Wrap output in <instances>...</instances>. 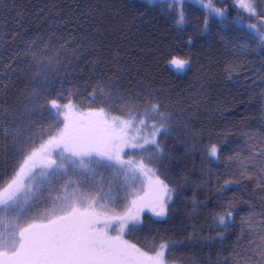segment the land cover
Here are the masks:
<instances>
[{
  "label": "trees",
  "instance_id": "1",
  "mask_svg": "<svg viewBox=\"0 0 264 264\" xmlns=\"http://www.w3.org/2000/svg\"><path fill=\"white\" fill-rule=\"evenodd\" d=\"M198 2L0 0V190L62 127L52 101L122 118L156 105L169 133L153 164L174 197L125 237L176 264H264V46L236 23L264 30V0L255 16L211 0L224 18Z\"/></svg>",
  "mask_w": 264,
  "mask_h": 264
},
{
  "label": "snow or ice",
  "instance_id": "2",
  "mask_svg": "<svg viewBox=\"0 0 264 264\" xmlns=\"http://www.w3.org/2000/svg\"><path fill=\"white\" fill-rule=\"evenodd\" d=\"M200 3L208 9L210 16L224 18L223 10L213 7L211 0L208 4H204L203 0ZM238 5L250 16L257 15V6L252 0H238ZM183 19L181 10L177 23L183 22ZM236 23L243 30L250 31L264 46V30L255 24ZM170 64L183 71L188 61L173 58ZM108 98L111 99L110 96ZM51 106L58 107L55 101L51 102ZM64 107L70 109L71 106ZM156 109L157 106L153 105V110ZM157 114L160 125H152L153 139H145L143 144L129 142L126 131L130 127L129 122L113 120L109 125L111 133L102 138L90 133L77 134L70 130V123H65L63 130L49 137L39 148L31 150L6 187L0 190V249H4L0 251V264H163V252L149 256L135 245L119 237H109L106 231L95 226L103 223L104 229H108L111 222L116 221L120 232L135 228L143 207H151L157 216L165 215V200L171 199L167 185L157 181L160 188L155 204L136 207V201H133L135 211L129 209L118 216L104 211L107 203L112 201L111 190L105 192L100 188L92 195L81 188L80 180L71 179L72 176H79L85 184L91 185L97 175L95 168L99 166L111 169L115 174H123L126 179H135L138 172L150 171L143 160H125L121 154L126 148L159 154L160 145L155 137L169 133V117ZM96 115L100 116L102 112ZM68 119L66 113L65 120ZM207 152L210 158H215L216 146H211ZM53 154L59 157V162L52 158ZM61 181H65L63 195L57 196L42 211H34L37 203L45 198V192L50 195L53 185ZM98 201L104 203L97 207ZM36 215H40L43 222L38 223L33 218L29 223V217ZM226 216L219 218V223L225 227Z\"/></svg>",
  "mask_w": 264,
  "mask_h": 264
},
{
  "label": "rangeland",
  "instance_id": "3",
  "mask_svg": "<svg viewBox=\"0 0 264 264\" xmlns=\"http://www.w3.org/2000/svg\"><path fill=\"white\" fill-rule=\"evenodd\" d=\"M150 1V0H148ZM159 1V0H155ZM183 0H176L173 3V0H167L168 3L175 6L180 4ZM191 1V0H189ZM200 3V2H198ZM201 4V3H200ZM56 112L59 114L60 117L63 119L62 127L56 132V134L64 129L65 123H70V130L77 133H90L98 138L105 137L111 133V129L109 125L113 123V120L119 121H127L130 124V127L126 130L127 137L130 143H139L143 144L145 139H153L152 132L154 131L152 125H156L157 127L160 125L159 115L157 113L158 110H153V107L145 112H142L141 115L132 116L129 118H122L118 116H114L104 110L99 109H76L70 107L67 109L65 107H57L55 108ZM102 115L97 116V113H101ZM67 113L69 119L65 120V114ZM143 121V124L141 123ZM55 134V135H56ZM135 137V139H133ZM160 134H157L155 139L159 142L160 149L159 153L161 152V144L159 140ZM40 147V146H39ZM38 147V148H39ZM125 160H132V161H140L143 160L146 166V169L150 171L146 172H138L135 179H126L125 175L123 174H115L113 170L107 169L103 166H99L95 168L97 175L93 178L92 184H85L83 182V178L79 176H72L71 179L76 181H81V188L89 191L92 195H95L100 188H103L105 192H109L111 190L112 201L107 203L106 208L104 211L108 212L109 215H118L122 216L132 209L135 211L133 206V201H136V207H140L144 204H155V198L160 188V185L157 181H161L164 185H167L169 189L168 195L171 196L170 200H165V215L161 217H165L171 204L173 197H174V190L173 188L167 184L157 172L154 164L153 159L158 156L154 152H140L139 150H134L130 148H126L124 153L121 154ZM151 157V159H149ZM53 159H57L59 162V157L53 154ZM87 163V161H86ZM63 183L60 182L58 186H54L51 189V196L47 204H40L37 203L36 210L34 211H42L44 207L50 206L52 201L57 196L63 195ZM100 203H104V201H98L97 207H99ZM158 210V208H157ZM149 215H156L155 212L152 210L151 207H143V210L139 212V222L141 223L143 216ZM157 216V215H156ZM36 219V222L40 223L43 222L42 217L40 215L30 216L28 222L31 223L32 219ZM95 227L104 230L107 232L109 237L115 238L119 237L122 241H126L130 245H134L131 243L126 237L125 233L127 232L128 228L124 229L123 232L118 231L119 224L116 221L111 222V227L108 229H104L103 223L96 225ZM163 246V247H161ZM136 248L140 249L135 245ZM166 244H161L159 248L154 252H146L141 250L144 253H147L149 256H154L156 252L160 251L164 253L163 256V264H176L169 262L165 256L166 253ZM0 251H4V249H0Z\"/></svg>",
  "mask_w": 264,
  "mask_h": 264
}]
</instances>
